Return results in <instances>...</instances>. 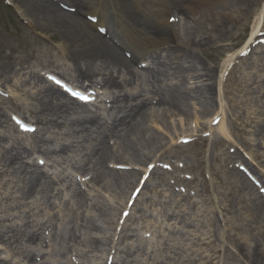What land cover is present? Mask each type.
<instances>
[{"label": "rangeland", "instance_id": "374dc122", "mask_svg": "<svg viewBox=\"0 0 264 264\" xmlns=\"http://www.w3.org/2000/svg\"><path fill=\"white\" fill-rule=\"evenodd\" d=\"M51 1L71 13L75 17L71 20L72 23L74 25L75 23L81 24L83 29L91 35L90 39L94 38L100 41L97 36L100 34L101 40L104 39L116 45L124 59L129 61L134 56L139 63H131L134 66L133 69L139 68L141 60L144 59L140 57L141 60H139L137 54L142 50L137 46V43H133L135 40L132 39V35L135 33L134 38H137V42L147 45V53L151 54V50L154 48L150 45L151 42L154 40L164 42L160 40L161 29L168 32L161 22L158 23L159 19L157 21L143 19L144 9L156 10L157 18L163 17L169 22V25L172 24L176 28V39L170 44L181 43L182 32L181 29L177 30L178 26L176 25L180 19L187 18L190 27L200 17V14H190L188 11L189 4L194 0ZM39 5L38 0H0V84L4 85V88L0 86V108H4L9 114V118L4 119L1 123L2 128H12V125L15 124L14 115H21L30 124L35 122V115L31 109L40 106L38 99L29 95H23L22 99L19 97V101L11 99V96L20 95V92L15 89V84L17 79L26 77L25 71L22 70L23 66H31L29 69L36 68L42 71L47 79V82L41 83L38 82V78H29L26 86L21 87L27 92L36 94L37 89L46 84L56 85L63 89L64 87L56 84V81L51 77L61 76L68 81L69 76L74 74V65L81 62V66H83L86 62L80 58L78 48L71 47L67 51L60 48V44H70V41L63 37L57 27L51 25V21L39 13L41 12ZM95 8L98 10L96 11ZM251 11V15L247 20H242V24L237 30L223 36L215 37L212 34L213 39L209 45L193 48L197 50L195 55L213 70L217 69L222 58L228 53H236L233 59V64H235L233 71L227 67L221 78H218L220 75L218 71L217 76L206 80L216 83L213 94V101L216 103L214 111H210L211 113L209 112L207 115L203 114L201 121H196L194 112L201 106L192 102L193 115L191 116L175 115L173 112H168L170 116H165L166 120L164 121L169 128L165 129L162 123L148 122L147 127L159 132L167 144L170 143L168 148L171 150L168 155L161 158L160 165L154 170V165L148 166V172L143 175L144 181L142 179V184L147 181L144 188L141 189L142 185L140 192L131 195L133 189L130 193L127 190L121 194L112 187L113 176L109 169L137 171L139 167L135 177L137 180H140L147 169L143 165L128 164L129 153L126 151L124 141L116 145L115 138L109 141V145L114 149V158L111 159H114L115 162L110 159L105 161L101 169L104 176L100 182L93 179L84 185H79L77 178L84 177H82L81 169L76 168L78 166L76 160L81 157L76 160L72 159L71 163L63 159L61 154L56 153H51L50 158H37L39 171H43L45 174L47 172L48 176H51L49 179L54 178L57 173H64L66 179L67 175L72 176L73 178L69 179L65 185H72L74 191H66L65 185L61 181L54 183L50 190L48 187L46 188L50 194L37 192L32 197L24 198L23 196L22 199L21 193L15 194L14 190V196L18 197V202L24 203V205L18 209L10 208V212L17 213L25 221H45L44 229L39 230L40 233H44L40 236V239L44 238V241H41L42 247L33 251V261H30L17 255L19 248H15L16 245H12V242H5L0 235V264H4L5 259L20 264H33V262L46 264V261L52 262V264L61 262L64 264H247V260H244L243 256L248 252L241 249L233 240L236 236L248 239V234H250L244 229L239 231L235 228L236 225L241 224L239 221L242 217L241 214L243 213V216L249 221L254 217L252 210L246 206L240 210L239 203L249 205L250 203L247 202L254 197V193L264 197V97L258 93L245 95L234 91L233 94H227V91L235 87L236 80H239L243 74L252 75L255 70L264 69V67L255 69V65H264V30L259 31L257 37L250 41L251 43L248 42L252 35V28L260 22V17L261 26L264 24V0H260L257 5L251 8ZM94 14L97 19H104V22L100 23L104 27L97 25V20L94 21L92 17ZM121 19H123V32L114 33L117 26L121 24ZM87 22L95 23L96 31L93 32L91 30L93 27H89ZM243 23L247 24L246 30H244ZM199 40L197 39L198 42H200ZM242 48L246 50L241 54ZM249 50H251L250 62L244 60L243 64L241 57L236 59L240 54V56H244ZM13 65L17 71L13 70L11 73ZM142 68H144V64ZM66 69L68 70V79L61 74ZM8 74L13 76V79L5 83L4 79L6 76L8 77ZM219 80H222L220 84ZM252 81L257 80L253 79ZM186 86L194 89L195 85L192 79L186 83ZM84 87H86L85 82ZM106 91L105 89H92L95 94L102 93L99 95L98 103L102 100L106 101L105 106L110 105V101L113 99V94ZM224 92H226L227 98L236 95V100H239V105L236 108L232 109L231 103H227ZM95 94L94 98L98 96ZM241 101L244 102L240 103ZM18 105H20L19 110L17 109ZM88 105L97 110L93 104L88 103ZM151 106L159 112H163V109L167 107L159 103H153ZM259 110H262L260 115L257 114ZM254 112L255 114H253ZM249 115L257 117L258 123L253 128L244 127V122L249 119ZM215 117H219V122H216L217 118L214 120ZM222 119L225 130L228 132L225 138L220 132ZM203 122L209 123V127L202 128ZM36 126L39 131V124ZM182 127L185 132H182ZM21 130L15 131L13 134L25 138V140H33L38 134V131L24 133ZM178 132L191 135L171 143V138L176 137ZM79 142L80 147L75 146L77 145L75 143L71 149L79 150L89 147V145L83 146L84 143H81V140ZM11 144L8 140L5 142L7 146ZM121 154L124 158L122 162L126 160L124 164L116 163L115 160V156ZM55 160L57 162H54ZM233 167L251 183L254 187L253 190L245 189L243 181H239L238 185L236 181L239 178L232 176L234 174L226 175L227 171L233 172ZM33 168L35 169V167ZM212 174H214V178ZM181 178L195 179V181L185 182ZM8 179H13L10 172L0 173V198L3 196L1 185L9 181ZM230 183L232 184L230 185ZM214 190H216L215 200L213 199L212 202ZM180 195L188 196L189 199ZM81 200L85 201L83 205H81ZM190 200H195L200 204L193 207ZM10 203L0 199V222L3 220L1 223L17 225L14 216L9 220L3 218L4 210L10 206ZM99 210L102 214L100 219L98 218ZM210 211L211 213H209ZM93 218L97 219V223L101 226L100 232L94 230L93 233L103 236L101 241L103 245H106L105 252L102 250L99 252V248H95L94 251H92L93 249L88 250L91 249V242L85 238L84 233ZM74 221L83 227L80 230H74L76 228L73 227ZM200 221H203V224L198 226L196 223L200 224ZM48 224L51 225L49 228ZM18 226L20 228L21 225ZM45 228L48 229L45 230ZM205 232L212 235V246L198 245L199 242L195 236ZM12 233L13 231L6 233L8 238ZM229 233L230 238L228 237ZM75 234H80V238ZM249 240H251L249 241L251 247L257 242L255 236L253 240L250 238ZM36 243L39 244V240ZM113 246H116V252L122 249V256L118 255L116 263H113L112 258L109 259L107 252ZM112 251L114 250L112 249ZM20 252L19 250L18 253Z\"/></svg>", "mask_w": 264, "mask_h": 264}, {"label": "bare ground", "instance_id": "6f19581e", "mask_svg": "<svg viewBox=\"0 0 264 264\" xmlns=\"http://www.w3.org/2000/svg\"><path fill=\"white\" fill-rule=\"evenodd\" d=\"M38 1L40 2L39 6L41 8V12L39 13L44 15L45 19L51 21V25L57 27L63 37L70 41V44H60V48L67 51L71 47H76L80 52V58L86 61L83 66H81V62L80 64L77 62V64L74 65V74H72V76L68 75L67 69L62 71L61 74L67 77V79L69 76V83L71 82L81 89L84 88V82L86 83L85 90L87 91L90 89H105L107 93L113 94V99L110 101L111 104L109 106H105L106 101L103 100L100 103L94 102L93 104L97 107V110H94L90 108L88 104L81 103L70 97L66 91L56 85H42L40 89H37L35 92L36 94H32L21 89V87L26 86L29 78H38V82L41 83H44L47 79L44 77L42 71L36 68L29 69L31 66H23L22 70L25 71L26 77L17 79L15 84V89L20 92V95L11 96V99L19 101V97L22 99L21 97L23 95H29L39 100L40 106L31 109V112L35 115L34 125L39 124L38 134L35 135L33 140H25V138L13 134V132L20 130L19 125L14 124L12 128H2L3 126L1 123L4 119L9 118V114L4 108H0V173L6 171L10 172L11 176H13V179H8L9 181L1 185L3 190L2 200L11 202L10 206L4 210L5 215L3 218L9 220L10 217L14 216L17 222V225H12L1 223L3 222V220H1L0 228L2 229L0 230V235L5 242H12V245H16L15 248H19L21 252L18 253V250L17 255L23 256L26 260L30 261H33V251L42 247L41 241H44V238L40 239V236L44 233H40L39 230L42 231L44 229L46 222L40 220L25 221L19 217L17 213H11L10 208L18 209V207L24 205V203L20 204L18 202V197L14 196L13 191L15 190V194L21 193L22 199L23 196L24 198L32 197L37 192L50 194L46 189L47 187L50 190L53 188L54 183H58V181H61V183L65 185L69 182V179L73 178L67 175L66 179L64 173V175L62 173H57L54 178L49 179L51 176H48L47 172L45 174L43 171H39L40 167L39 163L36 162L37 158H50L49 155L51 153H56L58 155L61 154L60 156H63V159L71 163L72 159L76 160L78 157H81L77 159L78 161L76 160L78 165L76 168H79L78 170L91 171V181L94 179V181L100 182L104 176L101 169L105 161L110 159V161L115 162L114 159H111L114 156V149L109 145V141L115 138L117 139L115 141L116 145L124 141V145L127 148L126 151L129 153L130 161L129 163L127 162L128 164L143 165L144 168L146 169L147 167V169L142 174L140 180L135 179L139 167L137 171H132L131 169H109L113 176V181L111 183L112 187L121 194L127 192V190L128 193H130L133 189L131 195L137 189H140L142 185L143 187L141 189H143L146 185L145 183H147V181H145L144 184H142L144 181L143 175L148 172V166L154 165V170L160 165L161 158L168 155V152L171 150L168 148L170 143L167 144L164 137L159 132L147 127L148 122L162 123L165 129L169 128L168 124L164 121L166 120L165 116H170L168 112H173L175 115L182 114L191 116L193 115L191 111L192 102L197 105L200 104L199 106H201V108L194 112L196 121H201L203 114L207 115L210 111H214L213 109L216 103L213 101V94L216 83L207 82L206 80L213 79L217 76L218 71L219 74L222 75L225 68L232 62L235 53L226 55L219 63L217 69L213 70L202 59L195 55L197 50L194 49L209 45L213 36H223L237 30L242 24V20H247L248 16L251 15V8L257 5L260 0L192 1L189 4L188 11L190 14H200V17L197 18L190 27L188 26L187 18L180 19L179 23L176 24L178 26L177 30L181 29L182 32V39L179 44L176 42L170 44L176 39V28L172 24L169 25L168 21L163 17L157 18L158 14H156V10L144 9L143 19L147 18L150 21H157L159 19L158 23L161 22L168 31L165 32L161 29L160 34L162 37L160 40L164 42H156V40L151 42L150 45L154 47L151 50V54L147 53V45H142V43L137 42V38H134L135 33L132 35V39L135 40L133 43H137V46L141 47L142 52L139 51L140 53L137 55L139 56V60H141L140 57L144 59L141 60L142 62L140 63V65H146L144 69H142V67L133 69L134 66L132 64H138L139 61L134 58V56L129 60L130 62L124 59L116 45L104 39L101 40L102 37L100 34H96L100 38V41L94 38L90 39L89 37L91 35L83 29L81 24L75 23L74 25L72 23L71 20L75 19V17L71 13L66 12L51 0ZM216 1L220 3L217 4ZM95 10L97 11L98 9L95 8ZM259 19L260 22L252 28L250 40H252L259 31L264 30V24L261 26V17ZM122 20L123 19L120 20L121 24L117 26L114 33L123 32ZM102 22H104V19L100 18L97 25L102 26L100 24ZM84 23H86V21H84ZM87 23L89 27H93L91 28L93 32L96 31L95 23ZM84 25L86 26V24ZM246 28L247 24H244V30H246ZM212 34L214 35L212 36ZM197 39H200V42H198ZM250 40L248 42H250ZM250 52L251 50L247 51L244 56L239 55L236 59L241 57V62L243 64L244 60L250 62ZM262 65H255V69L264 67V65ZM234 66L235 64L232 65L231 70ZM12 67L13 69L10 72L13 73V70L16 72V67H14V65ZM261 70H255L252 72V75L243 74L239 80H236L235 87H233V89H228L227 94H233L234 91H239L245 95H247V93H258L262 94L264 97V69L261 68ZM220 75L218 78H221ZM12 79L13 76L8 74L4 82L8 83ZM189 79H192L195 85L194 89H190L186 86V83L190 81ZM253 79L257 81L254 82L252 81ZM218 82L220 84L222 80ZM0 86L4 88V85L0 84ZM101 94L102 93H100V95ZM224 95L227 103H231V107L233 106L232 109L239 105V100H236L235 94L231 98L226 97V92H224ZM243 102L244 101H241L240 103ZM153 103H159L167 107L163 109V112H159L154 110L151 106ZM17 109H20V105H18ZM261 112L262 110H259L257 114L260 115ZM253 114H255V112ZM244 123V127L253 128L258 123L257 117L255 118L253 115H249V119ZM207 127H209V123H204L202 126L204 129ZM182 129V132H185L183 127ZM220 130L225 138L228 132L225 130L223 119L221 121ZM182 132H178L176 137L171 138V143L191 135ZM250 132H252V130H250ZM7 140L12 144L9 146L5 145ZM80 140L81 143H84L83 146L89 145V147L72 150L71 148L75 143H77L75 146H81L78 144ZM228 140L231 141L229 138ZM31 156L32 159L30 160ZM115 157L116 163H126V160L122 162L124 159L122 154ZM54 162L57 161L55 160ZM33 167H35V169ZM233 168V172L227 171L226 175L234 174L232 176L239 178V180L237 179L236 181L238 185L240 183L239 181H243L245 189L253 190L254 187L251 183L241 176V173L235 167ZM212 177L214 178V174H212ZM181 180L185 182L195 181V179L189 180L186 178H181ZM231 184L232 183H230V185ZM65 187L69 189V186L65 185ZM215 191L216 190H214L212 196V202ZM253 195L254 197L247 202L250 203L249 205H245L241 202L239 204L241 205L240 210L245 208V206L251 209L254 217L249 221L242 213V217L239 219L241 224L235 226L239 231L244 229L246 232L250 233L248 234V239L236 236L233 241L245 252H248L243 256L244 260H247V264H264V197L256 193ZM183 197L189 199L188 196ZM84 202L81 200V205H83ZM190 203L193 207H197L200 204L195 200H190ZM99 213L98 218L100 219L102 215L100 210ZM209 213H211V211ZM185 214L186 212L184 215ZM96 220L95 218L91 219L88 223V229H85V238L91 242V249L88 250L93 249L92 251H94L95 248H99V252L101 250L105 252L106 245H103L101 241L103 236L93 233L94 230L100 232L99 228L101 226ZM107 222L109 221L107 220ZM196 224L198 226L202 225L203 221H200V224ZM18 225H21L20 228ZM48 225L49 228L51 225ZM63 226L65 225L63 224ZM73 227H76L74 230H80L83 226L79 225L77 221H74ZM230 227L232 228V226ZM48 228H45V230ZM9 231H13V233L9 235L10 239L6 235ZM229 235L230 233L228 234L230 238ZM251 235L253 236L249 237ZM75 236L80 238L81 235L75 234ZM254 236L257 238V242L251 247L249 243L251 240H249V238L253 240ZM12 239L13 241H11ZM195 239L199 242V246L206 244L210 246L213 242L212 235H208L206 232L199 233L195 236ZM38 240L39 244L36 243ZM115 243L117 244V241ZM112 249L114 251H112ZM115 250L116 246L110 248L109 251L107 250L109 259L112 258L113 263L118 261V255L119 257L122 256V249L119 252ZM125 252L127 253L128 251ZM45 254H47V252H45ZM4 264L20 263L5 259ZM33 264H37V262H33ZM46 264H52V262L46 261ZM60 264H64V262Z\"/></svg>", "mask_w": 264, "mask_h": 264}, {"label": "snow or ice", "instance_id": "6c2138e0", "mask_svg": "<svg viewBox=\"0 0 264 264\" xmlns=\"http://www.w3.org/2000/svg\"><path fill=\"white\" fill-rule=\"evenodd\" d=\"M173 19H175V18L173 17ZM41 163H43V161H41Z\"/></svg>", "mask_w": 264, "mask_h": 264}]
</instances>
